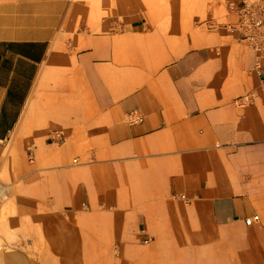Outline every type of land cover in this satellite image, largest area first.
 Returning a JSON list of instances; mask_svg holds the SVG:
<instances>
[{
	"label": "crops",
	"instance_id": "0c3cea01",
	"mask_svg": "<svg viewBox=\"0 0 264 264\" xmlns=\"http://www.w3.org/2000/svg\"><path fill=\"white\" fill-rule=\"evenodd\" d=\"M235 2L0 0V264H264Z\"/></svg>",
	"mask_w": 264,
	"mask_h": 264
},
{
	"label": "built area",
	"instance_id": "2783aa9c",
	"mask_svg": "<svg viewBox=\"0 0 264 264\" xmlns=\"http://www.w3.org/2000/svg\"><path fill=\"white\" fill-rule=\"evenodd\" d=\"M236 21L228 25V30L236 35L237 39L249 46L257 55L264 56V0H236L234 4ZM257 67L260 68L257 60ZM126 122L136 124L143 121V115L136 109L129 111L126 115ZM60 131H55V140L63 139ZM32 157V154H30ZM0 180V187H1ZM1 202V194H0ZM259 220V215L255 214L245 219V223L250 225Z\"/></svg>",
	"mask_w": 264,
	"mask_h": 264
},
{
	"label": "bare ground",
	"instance_id": "6f19581e",
	"mask_svg": "<svg viewBox=\"0 0 264 264\" xmlns=\"http://www.w3.org/2000/svg\"><path fill=\"white\" fill-rule=\"evenodd\" d=\"M115 62V61H114Z\"/></svg>",
	"mask_w": 264,
	"mask_h": 264
}]
</instances>
